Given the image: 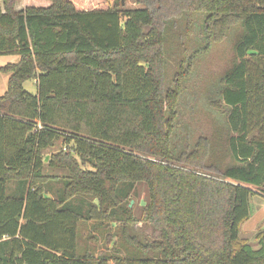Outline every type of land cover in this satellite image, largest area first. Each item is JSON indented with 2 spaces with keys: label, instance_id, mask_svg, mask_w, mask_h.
<instances>
[{
  "label": "trees",
  "instance_id": "trees-1",
  "mask_svg": "<svg viewBox=\"0 0 264 264\" xmlns=\"http://www.w3.org/2000/svg\"><path fill=\"white\" fill-rule=\"evenodd\" d=\"M126 1L0 0V56L18 57L0 67V264H264V233L256 249L239 238L264 197V0ZM224 42L217 127L196 135L166 66ZM136 223L158 237L131 236ZM89 227L103 251L82 247Z\"/></svg>",
  "mask_w": 264,
  "mask_h": 264
},
{
  "label": "rangeland",
  "instance_id": "rangeland-1",
  "mask_svg": "<svg viewBox=\"0 0 264 264\" xmlns=\"http://www.w3.org/2000/svg\"><path fill=\"white\" fill-rule=\"evenodd\" d=\"M25 7V0H19L15 6V10H21ZM139 8L132 1H126L125 9ZM186 54L181 60L173 62L170 57L166 66L164 79V92L166 94L176 93L175 107L178 111L179 120L184 124L192 127L193 131L199 133L210 134L217 127V121L211 104L218 103L219 89L221 87V77L230 68L234 62L231 44L224 42L213 44L208 52L197 53L192 55ZM18 62L17 56H0V67L6 64H15ZM177 65L181 68V73L177 70ZM10 74L0 73V96L6 89ZM23 88L34 94L36 91L35 84L32 81L23 83ZM64 150L62 140H58L53 147L44 151V163L47 164L50 157L57 152ZM47 160L45 161V159ZM47 175L61 178L65 171L60 169L45 168ZM11 189L14 187L11 184ZM49 196L56 197L63 189V183H51ZM146 195V187L137 185L125 203L129 202L130 208L133 209V214L136 219L142 218V205ZM250 216L239 227V238L244 240L250 247L257 248V235L264 233V197L255 195L249 201ZM90 224V223H89ZM92 229H84L82 231L81 245L93 249H103L106 247L104 241L97 237ZM129 233L131 236L140 241L153 240L158 237V233L149 225L144 223H136L130 227ZM100 251V252H102Z\"/></svg>",
  "mask_w": 264,
  "mask_h": 264
},
{
  "label": "crops",
  "instance_id": "crops-1",
  "mask_svg": "<svg viewBox=\"0 0 264 264\" xmlns=\"http://www.w3.org/2000/svg\"><path fill=\"white\" fill-rule=\"evenodd\" d=\"M19 10H21V8H19ZM18 9H17V11H19Z\"/></svg>",
  "mask_w": 264,
  "mask_h": 264
},
{
  "label": "water",
  "instance_id": "water-1",
  "mask_svg": "<svg viewBox=\"0 0 264 264\" xmlns=\"http://www.w3.org/2000/svg\"><path fill=\"white\" fill-rule=\"evenodd\" d=\"M47 160V158L45 159V161ZM130 207V206H129Z\"/></svg>",
  "mask_w": 264,
  "mask_h": 264
}]
</instances>
